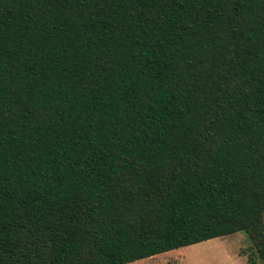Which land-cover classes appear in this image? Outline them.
<instances>
[{
    "label": "trees",
    "instance_id": "1",
    "mask_svg": "<svg viewBox=\"0 0 264 264\" xmlns=\"http://www.w3.org/2000/svg\"><path fill=\"white\" fill-rule=\"evenodd\" d=\"M238 231L264 264V0H0V264Z\"/></svg>",
    "mask_w": 264,
    "mask_h": 264
},
{
    "label": "rangeland",
    "instance_id": "2",
    "mask_svg": "<svg viewBox=\"0 0 264 264\" xmlns=\"http://www.w3.org/2000/svg\"><path fill=\"white\" fill-rule=\"evenodd\" d=\"M251 246L249 235L238 231L127 264H251Z\"/></svg>",
    "mask_w": 264,
    "mask_h": 264
}]
</instances>
